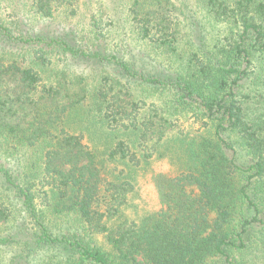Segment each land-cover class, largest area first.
<instances>
[{"label":"trees","instance_id":"obj_1","mask_svg":"<svg viewBox=\"0 0 264 264\" xmlns=\"http://www.w3.org/2000/svg\"><path fill=\"white\" fill-rule=\"evenodd\" d=\"M112 3L28 0L24 7L41 18L65 19L91 9L92 32L101 22L123 24L125 38L136 34L157 53L177 57L172 72H134V58L123 59L119 45L107 52L108 45L75 30L34 32L16 8L0 15V175L8 189L0 225L13 223L0 233V247L19 249L16 264H32L42 250L52 251L43 264H263L264 0ZM188 9L203 15L186 16L188 31L201 40L192 56L180 46ZM207 25L218 29L206 50ZM74 59L115 62L127 77L123 86L133 88L140 77L164 93V108L156 112L160 128L155 115L141 121L135 100H123L121 80L116 88L88 89L68 74ZM79 94L82 101L91 97L94 130L72 122ZM174 116L198 120L201 128L178 137L176 174L153 175L159 210L140 223L128 220L123 212L135 173L152 155L141 152L148 138L163 137ZM9 160L16 163L8 166Z\"/></svg>","mask_w":264,"mask_h":264},{"label":"rangeland","instance_id":"obj_2","mask_svg":"<svg viewBox=\"0 0 264 264\" xmlns=\"http://www.w3.org/2000/svg\"><path fill=\"white\" fill-rule=\"evenodd\" d=\"M11 1L12 0L0 1V15L4 16L2 11L10 13L16 8V10L20 13V16L23 17L22 21L24 26L31 28L34 32L54 31L60 33L64 29L75 30L77 32V36H83L86 38L93 35L94 40H97L102 45H108L107 48L109 49L107 52L111 51L110 46L113 48V46L115 47V45H119L122 50L123 59L127 60L130 57L134 58V64L132 66V71L134 72L164 74L162 72H172L171 70H173V68L171 66L175 68L177 67L179 60L177 57L168 59L167 54L161 52L157 53L155 46L149 41L143 40L142 38L137 37L136 34L134 35L131 33H128L125 38V35L122 34L124 31L123 24L112 28L105 22H101V30L99 25L98 27H94V30H97V32H92L91 29L93 28L94 23H92L93 10L91 9L87 12L86 9L83 8V10L79 11L75 16H72L69 19H65L60 15L56 18H41L38 15L35 16L28 13V7H24L25 2L28 0H20L17 4H13ZM112 4V0H107L108 6ZM186 16H190L188 18H192L194 20L198 17H203V15L201 12L200 14H192L191 9H188V14H186L185 17L184 15L181 17L184 21V30L181 35L183 38L180 39V46L181 49L186 51L184 55L192 56L194 49L190 48L194 44L199 45L201 40L199 39L198 34L193 36V34L188 31L189 26H187L185 22H189L190 19L187 20ZM217 29L218 28L213 25H207L204 27L206 50L207 46L211 47L213 45ZM122 38H124V41H121ZM67 72L74 77L83 79V81L88 84V89H91L96 85H99L104 90H108L110 87L116 88L118 86V82L116 80H121L120 87L124 88L123 100L128 102L135 100L136 108L140 112L138 116L141 121H143V119L149 114H152L153 116L155 115L153 118V120L157 123L155 125V129L158 130L160 128V125L158 124L159 116L156 115V112H158L157 109H160L161 111L164 108L166 95L160 91H153L150 87L148 88L146 86L147 84H144L140 80V77H136L137 79L135 78L132 80V86L134 88L133 91L131 86H123L127 77L120 71L119 67L115 66V62H102L97 59H74L67 64ZM81 94L73 95V99L78 100V106L80 109H77L79 110L78 114L76 113L71 117L73 120L72 122L78 124L83 122L84 125L91 124L92 130H94L99 126V124L91 123L92 117L97 115L95 113L96 111L91 112V97L82 101L83 97H81ZM90 95L91 94H88V96ZM82 102L84 105L81 107ZM148 110L150 111L148 112ZM200 128L201 122L198 120L182 116H174L172 124L167 129L166 127L163 129V137H161V139L158 138L160 136L155 135L154 137L148 138L149 140L146 142L145 149L141 153H149L152 155L148 157V160L141 163L135 173V191L130 197L129 204L124 209L123 215L125 218L140 223L144 220V218L159 210L160 206L158 204L152 177L158 172H165L169 175H174L179 171L180 162L182 160V152L179 148L178 137L183 135H197ZM94 137L99 139L97 136ZM243 153L244 152L242 151L240 154V160L247 162L248 159L242 155ZM9 163L11 166L13 163H16V161H7L8 166ZM20 166L21 170H28L24 168L22 163H20ZM15 167L16 164L14 165V168ZM3 181L4 179L0 175V201H7L8 189L4 186ZM191 189L193 190V187ZM195 191L197 190L195 189ZM66 220L67 219L63 222ZM12 225L13 223L0 225V233L8 232ZM51 252L52 251L48 252L47 250H42L37 255L36 259L32 261V264H43L42 260L46 259L48 255L50 256ZM261 253L264 254V252ZM16 254H19V249L14 244L1 246L0 264L15 257L14 264L18 263L21 258L19 255L16 256ZM261 263L264 264V259L261 260Z\"/></svg>","mask_w":264,"mask_h":264}]
</instances>
